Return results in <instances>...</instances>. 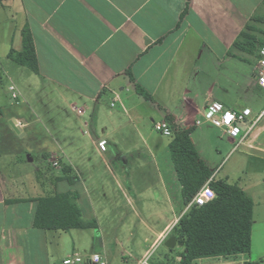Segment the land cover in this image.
<instances>
[{"label": "crops", "instance_id": "crops-1", "mask_svg": "<svg viewBox=\"0 0 264 264\" xmlns=\"http://www.w3.org/2000/svg\"><path fill=\"white\" fill-rule=\"evenodd\" d=\"M187 1L0 0V65L36 116L25 118L19 110L18 115H9L8 124L12 128V120L22 121L20 135L25 136L26 128L40 116L39 89L51 91L59 101L53 108L65 111L63 123L53 130L63 154L58 156L60 167L69 165L79 176L74 184L52 181L49 189L40 183L38 169L36 179L28 184L23 171L10 177L6 161L17 155L0 150V264H52L51 234L59 237L62 232L88 230L45 231L34 226V199L55 190L79 192L83 217L98 222L100 249L107 264L111 245L113 249L120 246L125 264H139L161 243L166 249L152 253V263L167 264L175 256L179 264L184 247L178 241L174 248L166 245L188 209L178 177L181 202L174 201L166 179L160 176L157 184L163 191V209L153 207L162 202L155 192L157 186L141 187L137 181L139 171L145 174L152 167L163 173V167L170 168L167 149L171 137L156 131L155 124L170 116L176 127L193 128L195 144L194 135L204 131L200 125L202 118L207 121L208 108L219 104L226 109L250 108L253 113L248 102H260L259 92L264 90L256 77L263 43L260 35H264V0H189L183 16ZM26 24L32 32L39 74L10 57L13 49L23 48ZM243 32L248 36L241 37ZM137 84L153 100L141 96ZM197 120L201 123L196 124ZM102 139L107 140L105 151L99 148ZM90 145L111 176L101 186L86 185L93 179L87 172L92 163ZM255 147L264 149L260 143ZM204 161L215 174L209 160ZM238 185L253 197L250 183ZM97 189L103 194L96 197ZM158 220L165 224L160 228L150 224ZM137 223L144 234L138 235L129 251L124 249L123 229L136 228ZM242 255L200 258L195 264H251ZM91 258L87 263L96 264Z\"/></svg>", "mask_w": 264, "mask_h": 264}, {"label": "rangeland", "instance_id": "rangeland-1", "mask_svg": "<svg viewBox=\"0 0 264 264\" xmlns=\"http://www.w3.org/2000/svg\"><path fill=\"white\" fill-rule=\"evenodd\" d=\"M260 37L261 42L264 43V35L262 34ZM11 84L0 65V107L4 116L0 118V150H6L13 153V155H17L16 158L7 159L6 161V166L8 169H11L10 177L16 178L23 171L27 175L28 182H33L36 179V171L39 169L37 173H39L38 178L40 183L42 182L43 186L52 189L53 177L59 175L61 172V161L58 156H63L59 148V142L56 140L57 136L53 130L54 127L57 128L59 124L63 123L62 113L65 111L53 108V104L59 102L55 94L51 91L39 89L38 96L40 99L42 98V101L38 103L37 111L40 116L37 117L32 126L26 128V135L21 136L10 128L8 124L9 115H18V111L23 110L25 118H28L27 115H30L31 118L35 119L36 116L32 108H30L31 103H27L21 96L18 99L12 97ZM259 93L262 96L260 102L256 103L252 99L248 102L249 106L253 109L252 117L264 108V90ZM52 100L55 102H52ZM202 120L203 124L200 125V129L204 131L195 134L194 141L197 149L199 148L200 155H202L203 159L209 160L211 166L214 168V176L217 179H223L232 184L250 183L252 186L250 191L253 192L255 202L253 243L251 253L242 256L248 257V261L250 260L251 264H264V149L255 147L258 143L264 145V112L256 122L253 130L246 137L245 142L239 145H237L239 137L229 139L228 135L224 133L223 128H218L211 122L205 121L204 118ZM242 127L246 129V125H242ZM165 141L167 144L168 138H165ZM142 145L145 146L144 144ZM90 149L92 163L87 167V172H91L89 174L93 175V179L89 183L87 182L86 185L90 186L92 183L94 186L95 184L101 186L104 180L106 178L110 179L111 176L106 171L107 167L103 159L95 153L91 145ZM167 151L168 155H170L169 148ZM50 153L55 157H52ZM170 161V168L163 167V173H159L155 169L153 170L152 167L145 174H142L140 171L138 172L137 181L139 180V186L142 187L149 183L157 186L155 192L160 196L162 202L158 204L154 203L153 207L155 209L165 208L163 204L164 197L161 194L163 191L159 188V184H157L162 175L167 181L168 189L174 201L181 202L180 200H182L175 168L171 159ZM131 165L133 168L137 167L134 160H131ZM81 187L84 190L82 185ZM101 194H103L102 190L97 189L94 191L96 197ZM150 224L156 228H160L165 222L164 220H158ZM135 226L136 228L132 227L131 230L124 228L122 233L124 237V249L129 251L134 247L133 243L138 235L144 234L139 229L138 223ZM72 233L74 237L76 235L77 237L74 238ZM100 239V231L97 228L80 230L79 232H62L59 237L51 234L49 249L52 255V264H65L64 260L66 258L73 259L76 255L80 256L82 261L74 264H88L87 259L91 258L95 251H98L102 255L104 254L100 249ZM87 240H89L88 243ZM126 240H129V243H126ZM127 246L130 247L128 248ZM111 247L112 253L107 256L108 264H125L119 250L120 246L118 249H113V245ZM164 249H166L165 244H157L154 246L153 253L158 254ZM176 263L175 256H171L170 260H167V264Z\"/></svg>", "mask_w": 264, "mask_h": 264}, {"label": "trees", "instance_id": "trees-1", "mask_svg": "<svg viewBox=\"0 0 264 264\" xmlns=\"http://www.w3.org/2000/svg\"><path fill=\"white\" fill-rule=\"evenodd\" d=\"M188 6L189 0L183 16L187 13ZM246 36V32L241 34V37ZM22 42V50L13 49L10 57L39 74V62L28 24L22 30ZM128 74L134 80L130 71ZM136 90L145 99L153 100V96L140 85H136ZM167 121L173 127L169 149L182 186L185 206L192 202L206 183L216 193L212 201L202 206L191 205L180 217L174 229L178 244L184 247L179 264H195L200 258L251 253L255 206L253 197L237 183L232 184L213 176V171L201 157L191 138L193 128L176 127L170 116ZM60 180L74 184L79 181V176L72 173L71 166L64 165L61 174L52 179L54 183ZM79 197L77 190H55L35 198L37 208L34 226L45 231L98 228L96 219L86 220L83 217Z\"/></svg>", "mask_w": 264, "mask_h": 264}, {"label": "built area", "instance_id": "built-area-1", "mask_svg": "<svg viewBox=\"0 0 264 264\" xmlns=\"http://www.w3.org/2000/svg\"><path fill=\"white\" fill-rule=\"evenodd\" d=\"M256 77L258 84L264 87V43L260 47V58L257 65ZM11 90H12L13 98L18 99L20 97V93L16 85L12 84ZM112 105H115V103H113ZM263 112H261L257 117L251 118L252 110L250 108H245L242 110H234V109L223 108L219 104H214L205 111L204 116L207 121H210L215 125L223 128L226 134H228L231 138L235 139L239 137L240 139L237 144L239 145L243 143V141L246 139L249 133L253 130L256 122L263 115ZM200 123L201 121L197 120L196 124H200ZM16 125L17 127L23 130L24 124L22 123V121L16 119ZM242 125H246V129H244ZM155 130L166 136H171L173 133V127L166 120L155 124ZM99 148L102 151H105L107 149L106 139H102L99 141ZM215 197H216L215 191L212 189L209 183H206L197 193V195L194 197L192 202L189 204V207L191 205L202 206L212 201ZM152 253L153 252L147 253L139 261V264H153ZM81 261L82 258L76 255L74 256L73 259L71 258L65 259L64 263L74 264ZM89 261L92 263L107 264V260L100 253H95Z\"/></svg>", "mask_w": 264, "mask_h": 264}, {"label": "water", "instance_id": "water-1", "mask_svg": "<svg viewBox=\"0 0 264 264\" xmlns=\"http://www.w3.org/2000/svg\"><path fill=\"white\" fill-rule=\"evenodd\" d=\"M11 126L12 128L18 133L20 134L21 133V129L19 127H17L16 125V119L12 120L11 121ZM176 243H177V238L175 236H171L167 242H166V245L170 248H174L176 246Z\"/></svg>", "mask_w": 264, "mask_h": 264}]
</instances>
